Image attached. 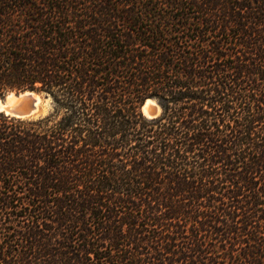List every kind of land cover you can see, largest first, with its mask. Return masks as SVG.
<instances>
[{
    "label": "trees",
    "instance_id": "1",
    "mask_svg": "<svg viewBox=\"0 0 264 264\" xmlns=\"http://www.w3.org/2000/svg\"><path fill=\"white\" fill-rule=\"evenodd\" d=\"M23 89L51 109L0 111V264H264V0H0Z\"/></svg>",
    "mask_w": 264,
    "mask_h": 264
},
{
    "label": "water",
    "instance_id": "2",
    "mask_svg": "<svg viewBox=\"0 0 264 264\" xmlns=\"http://www.w3.org/2000/svg\"><path fill=\"white\" fill-rule=\"evenodd\" d=\"M14 90L8 91L0 98V111L8 115L23 118L36 119L43 117L50 112V97L42 92L32 89H23L16 91L18 99L9 100L8 94ZM159 104L153 98H147L141 106V110L145 115H159Z\"/></svg>",
    "mask_w": 264,
    "mask_h": 264
},
{
    "label": "bare ground",
    "instance_id": "3",
    "mask_svg": "<svg viewBox=\"0 0 264 264\" xmlns=\"http://www.w3.org/2000/svg\"><path fill=\"white\" fill-rule=\"evenodd\" d=\"M8 98L9 100H14V99H18V95L15 92H11L10 94H8Z\"/></svg>",
    "mask_w": 264,
    "mask_h": 264
},
{
    "label": "rangeland",
    "instance_id": "4",
    "mask_svg": "<svg viewBox=\"0 0 264 264\" xmlns=\"http://www.w3.org/2000/svg\"><path fill=\"white\" fill-rule=\"evenodd\" d=\"M15 93H17L16 91H14ZM161 112V108H159V113Z\"/></svg>",
    "mask_w": 264,
    "mask_h": 264
}]
</instances>
